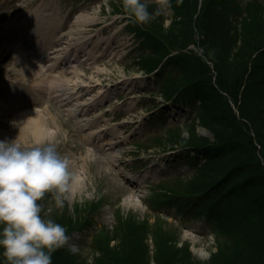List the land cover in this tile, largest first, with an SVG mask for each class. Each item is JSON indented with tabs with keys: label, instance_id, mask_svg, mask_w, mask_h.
Segmentation results:
<instances>
[{
	"label": "rangeland",
	"instance_id": "374dc122",
	"mask_svg": "<svg viewBox=\"0 0 264 264\" xmlns=\"http://www.w3.org/2000/svg\"><path fill=\"white\" fill-rule=\"evenodd\" d=\"M141 2L148 5L150 14L159 11L144 24L132 22L122 0H0V84L39 82L43 86L39 107L28 102L3 111L10 104L0 97V141L15 140L21 148L38 145L27 129L22 132L24 135L18 133L20 127L16 124L23 114L38 112L50 131L39 144L54 142L57 151L69 160L74 180L72 189L62 197L63 208L56 206L53 193H46L38 201L42 205L41 216L66 229L67 240L61 248L65 258L60 260L64 264H94L97 253L92 246L112 238L114 232L117 238L110 239L108 245L114 250L109 257L111 262L117 252L133 259V264H156L154 255L162 243L173 255L172 264H226L227 254L218 255L214 262L212 259L226 243L214 232H219L220 226L203 218L208 214L203 211H217V195L194 210L176 199L177 195L188 194L186 187L199 178L198 170L207 161L192 165L180 161L187 150L178 148L177 142L188 141L191 136L212 140L213 136L199 124L192 109L180 107L168 116L176 104L165 101L161 93L177 78L175 67L160 64L156 70L164 75L156 83L145 75L144 61L151 62L156 51L184 43L179 39L180 44L172 46L168 29L172 36L179 37L182 30L171 26L174 14L169 2ZM253 2L264 5V0H232V10L237 15L230 12L235 17L233 24L244 18L239 7H247V11ZM35 9L58 19L60 27L55 33L61 40L54 48L58 58L41 63L40 73L30 78L25 77L19 54L14 55L11 48L23 44L15 25ZM226 9L225 3L215 0L206 13L207 20L215 22ZM256 21L264 26L263 19ZM218 25L214 31L222 32ZM187 49L189 46L184 52ZM65 52L68 53L64 55ZM176 54L171 49L168 56ZM52 80L60 86L55 89L49 83ZM72 110L75 116L68 114ZM228 199L222 210L226 218H231L230 212L245 208V202ZM168 201H172V206ZM161 205L167 208L161 210ZM183 206L186 211L179 212ZM245 209L250 213V209ZM163 214L169 218L159 217ZM220 218L225 228L221 234H225L233 224ZM72 226L75 227L71 229ZM156 236H160V241ZM248 243L263 247L262 241L249 239ZM0 254L4 256L2 249Z\"/></svg>",
	"mask_w": 264,
	"mask_h": 264
},
{
	"label": "trees",
	"instance_id": "16d2710c",
	"mask_svg": "<svg viewBox=\"0 0 264 264\" xmlns=\"http://www.w3.org/2000/svg\"><path fill=\"white\" fill-rule=\"evenodd\" d=\"M218 1L225 3L227 9L211 23L206 13L215 0H202L200 3L199 0H171L174 14L171 26L181 29L182 36H172L168 29L167 37L172 46L176 42L180 44L179 39L184 43L156 51L151 62L144 61L145 72H155L167 58L164 63L175 67L179 74L161 95L167 102L196 103L199 106L196 111L199 124L213 136L212 140L191 136L188 141L177 142L178 148L188 150L180 161L186 160L190 165L203 159L207 161L198 167L199 170L197 168L199 178L186 187L188 194L176 196L179 202L194 206L191 208L194 210L214 200L217 195V211L221 212L218 215L231 221L233 226L221 234L225 229L224 221L216 214L217 211H203L215 221V225L220 226V233L214 230L216 235L226 239L224 249L218 250L213 262L224 253L229 256L226 264H239V260L246 264H264V26H261V21H256V18L264 20V5L253 2L247 11V7L240 6L239 11L244 18L233 24L236 14L232 10V0ZM218 23L222 32L214 31ZM195 44L198 51L189 48L184 52L187 46ZM171 49L177 54L170 57ZM163 75L158 72L157 77ZM231 197L245 202L244 207L250 209V213L239 207L230 212L231 218H226L222 209ZM172 201H168L171 206ZM179 202H176L177 206ZM169 204L164 202V205ZM184 210L183 206L179 212ZM116 233L110 239H116ZM154 238L160 241V236ZM110 239L99 242L97 247L92 246L97 253L93 258L94 264L132 262L133 259L124 258L117 252L115 261L111 262L109 257L114 250L108 246ZM249 239L262 241L263 247H253L248 243ZM161 244L154 255L156 264H172L173 255H169ZM64 253L61 248L53 252L52 264H64L60 261L65 258ZM0 264H8L4 256H0Z\"/></svg>",
	"mask_w": 264,
	"mask_h": 264
},
{
	"label": "clouds",
	"instance_id": "9594fccd",
	"mask_svg": "<svg viewBox=\"0 0 264 264\" xmlns=\"http://www.w3.org/2000/svg\"><path fill=\"white\" fill-rule=\"evenodd\" d=\"M122 4L133 23H148L159 14H150L141 0ZM73 180L69 160L54 142L21 148L15 140L0 141V249L8 264H52V253L67 240L66 229L43 218L38 201L53 193L56 206L63 208Z\"/></svg>",
	"mask_w": 264,
	"mask_h": 264
},
{
	"label": "bare ground",
	"instance_id": "6f19581e",
	"mask_svg": "<svg viewBox=\"0 0 264 264\" xmlns=\"http://www.w3.org/2000/svg\"><path fill=\"white\" fill-rule=\"evenodd\" d=\"M57 23L58 22H56L53 16L51 18H47V15L43 16L38 9H35L25 15V17L18 25H15L20 34L27 37L25 44L28 46L26 47L28 48V52L32 49H35L36 52H38L37 54L32 55L27 53V49L23 48L22 46H12L11 49L14 50V55L15 53L19 54V58L21 59L19 65L20 68L24 70L25 77L28 76L32 78L33 76L40 73L42 67L41 60H43L44 62H48V60L58 58L56 57L58 50H55L54 48L57 46V43L61 40V38H57L52 30L54 27L57 28ZM65 51H67V49ZM75 51H78V49H76ZM67 53L68 52H65L64 55H66ZM60 58L62 57L60 56ZM49 83L52 86H56L55 89L60 86L56 85L58 84L57 80L49 81ZM10 84L12 85V83ZM17 85L18 86L13 91L19 93L18 98L21 99V102H27L28 97H30L31 101L36 102L37 99H39V90L43 89V86L39 82H28V84L20 83ZM2 89L9 97L10 101L14 102L15 99L11 95L12 89L8 87H3ZM91 103H93V100L91 101ZM72 114L73 113L71 112V115ZM21 117L22 118H18L17 122L20 127L18 133H22L25 129H27L28 134L32 135L33 141L36 144L41 143V141H43L48 137V135H50V131H48V129L45 128L41 122V113L29 112V114H23ZM23 135L21 136V138L23 137Z\"/></svg>",
	"mask_w": 264,
	"mask_h": 264
}]
</instances>
